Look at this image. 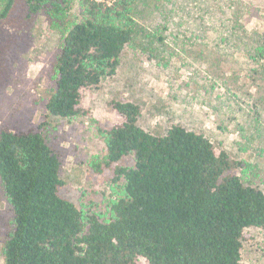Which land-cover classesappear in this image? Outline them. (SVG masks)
<instances>
[{"label":"trees","instance_id":"16d2710c","mask_svg":"<svg viewBox=\"0 0 264 264\" xmlns=\"http://www.w3.org/2000/svg\"><path fill=\"white\" fill-rule=\"evenodd\" d=\"M16 1L0 0V39H9L0 58L22 41L20 27L6 26ZM74 1L79 11L70 14ZM138 1L23 0L26 19L43 15L63 34L48 114L80 115L85 93L116 73L138 33ZM238 13L222 40L245 47ZM247 51L264 59V39ZM110 106L117 121L101 133L114 188L104 213L61 195L60 155L40 128L0 130V184L12 211L4 264H243L245 230L264 227V188L251 183L250 168L180 124L145 130L137 103Z\"/></svg>","mask_w":264,"mask_h":264},{"label":"rangeland","instance_id":"374dc122","mask_svg":"<svg viewBox=\"0 0 264 264\" xmlns=\"http://www.w3.org/2000/svg\"><path fill=\"white\" fill-rule=\"evenodd\" d=\"M238 10L245 47L222 40ZM78 11L74 1L69 12ZM25 13L23 0H17L6 25L20 27L23 42L16 39L0 58V130L34 127L47 135L60 155L64 198L106 211L114 186L101 132L117 121L112 100L139 104L138 124L149 132L162 134L180 124L204 133L250 168L251 183L264 188V59H252L247 51L264 39V0H139L138 33L116 73L85 93L82 113L73 118L50 115L45 107L63 34L47 17L26 19ZM8 40L0 39V49ZM11 219L0 184V264ZM242 263L264 264V227L245 230Z\"/></svg>","mask_w":264,"mask_h":264},{"label":"built area","instance_id":"2783aa9c","mask_svg":"<svg viewBox=\"0 0 264 264\" xmlns=\"http://www.w3.org/2000/svg\"><path fill=\"white\" fill-rule=\"evenodd\" d=\"M93 1L109 6L113 4L116 0H93Z\"/></svg>","mask_w":264,"mask_h":264}]
</instances>
